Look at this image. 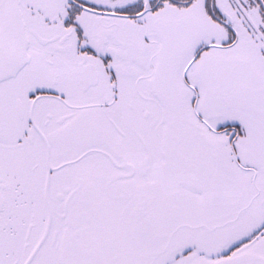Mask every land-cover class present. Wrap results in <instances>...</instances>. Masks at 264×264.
I'll return each instance as SVG.
<instances>
[{
    "label": "snow or ice",
    "instance_id": "obj_1",
    "mask_svg": "<svg viewBox=\"0 0 264 264\" xmlns=\"http://www.w3.org/2000/svg\"><path fill=\"white\" fill-rule=\"evenodd\" d=\"M0 264H264V0H0Z\"/></svg>",
    "mask_w": 264,
    "mask_h": 264
}]
</instances>
